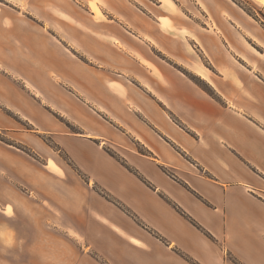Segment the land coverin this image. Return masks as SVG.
<instances>
[{
    "label": "crops",
    "instance_id": "obj_1",
    "mask_svg": "<svg viewBox=\"0 0 264 264\" xmlns=\"http://www.w3.org/2000/svg\"><path fill=\"white\" fill-rule=\"evenodd\" d=\"M256 1L0 0V264H264Z\"/></svg>",
    "mask_w": 264,
    "mask_h": 264
},
{
    "label": "rangeland",
    "instance_id": "obj_2",
    "mask_svg": "<svg viewBox=\"0 0 264 264\" xmlns=\"http://www.w3.org/2000/svg\"><path fill=\"white\" fill-rule=\"evenodd\" d=\"M129 1H131L130 3H132L131 6H133V4H136V2H137V4L141 3L138 5H140L141 7H144L143 11L146 13L149 12V14L152 12L153 17L157 16L156 11L157 12L159 11V13H160L159 18H162V16H164L165 17L164 20L167 22V24L169 22L171 23V21H173L175 23L182 22V23L188 24V20L186 18V16H188V10H187V4L185 3V0H179L180 3L178 2V0H171L173 2V4L175 5V12H166V11H164V9L162 7H160V8L157 7L155 5L156 3L157 4L159 3L157 0H155V1L154 0L153 1H151V0H129ZM233 1L237 4H239V6H241L244 10L248 11L250 14L255 16V18H257L258 20H262V17L260 15L261 14L260 7L253 2V1H255L258 3V1H256V0H253V1L252 0H233ZM92 2L96 3L97 0H92ZM260 3H263V2H260ZM161 13H162V16H161ZM262 23H264V22L262 21ZM170 30H172V27L170 28ZM193 82L196 83V85L199 86V88L202 89L205 93H207L209 96L212 97L209 90L206 89V87L201 82H199L196 79H193ZM54 117L58 119L57 116L54 115ZM23 126H24L23 129L28 128L25 125H23ZM28 129H31V128L29 127ZM42 139L53 150L52 151L53 152V159L52 160L55 163V165L64 167V169L67 170L69 175L78 177L76 172L68 165L69 164L68 158L61 151L58 150V148L55 146V144L48 137H43ZM4 143L17 148L18 150L21 151L22 154H25L26 156L30 157V159L32 158L31 160H33V161L36 160L37 163L43 164L44 161L42 159H40L37 155H35L27 147H24L23 145H20V144H15V143L13 144V142L9 141L7 138H4ZM42 169H44V167ZM53 170H57V169H53ZM95 190L97 191V189H95ZM22 192L24 194H28L24 190ZM39 199H41V196L39 197ZM39 211H40V209H39ZM41 211L42 212L39 214V217H40L39 224L43 225V224H45V217H43V215H44L43 210H41ZM7 212L10 213V210H7ZM24 220L28 221L27 218H25ZM47 224H49V223L47 222ZM4 225L10 226L11 225L10 220L5 218ZM5 237L7 238L8 241L11 240L10 234H6ZM3 253H4L5 258L11 259L12 250H11L9 245L5 244Z\"/></svg>",
    "mask_w": 264,
    "mask_h": 264
},
{
    "label": "trees",
    "instance_id": "obj_3",
    "mask_svg": "<svg viewBox=\"0 0 264 264\" xmlns=\"http://www.w3.org/2000/svg\"><path fill=\"white\" fill-rule=\"evenodd\" d=\"M244 10V9H243ZM245 12H247L249 15H251L248 11L245 10ZM122 165L126 166L124 162H121ZM107 200H110L113 204H115L117 207H119L122 211H124L127 214H130V212L123 207L121 204H119L118 202H115L114 200L110 199L108 197V195H106L105 193H101ZM191 264H197L196 262H194L192 259H187Z\"/></svg>",
    "mask_w": 264,
    "mask_h": 264
},
{
    "label": "bare ground",
    "instance_id": "obj_4",
    "mask_svg": "<svg viewBox=\"0 0 264 264\" xmlns=\"http://www.w3.org/2000/svg\"><path fill=\"white\" fill-rule=\"evenodd\" d=\"M263 1V0H262Z\"/></svg>",
    "mask_w": 264,
    "mask_h": 264
}]
</instances>
